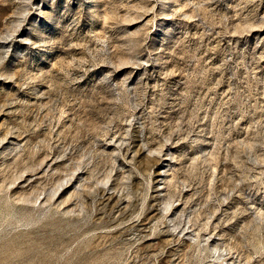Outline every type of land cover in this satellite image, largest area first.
<instances>
[{"label":"rangeland","instance_id":"rangeland-1","mask_svg":"<svg viewBox=\"0 0 264 264\" xmlns=\"http://www.w3.org/2000/svg\"><path fill=\"white\" fill-rule=\"evenodd\" d=\"M0 264H264V0H0Z\"/></svg>","mask_w":264,"mask_h":264}]
</instances>
